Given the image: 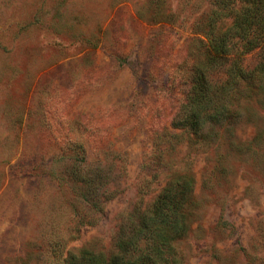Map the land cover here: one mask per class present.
<instances>
[{"label": "rangeland", "instance_id": "obj_1", "mask_svg": "<svg viewBox=\"0 0 264 264\" xmlns=\"http://www.w3.org/2000/svg\"><path fill=\"white\" fill-rule=\"evenodd\" d=\"M211 7L0 0V264L109 256L120 229L186 173L182 264H264V74L239 81L235 119L171 125L190 81L188 64L176 68ZM259 59L256 49L242 64Z\"/></svg>", "mask_w": 264, "mask_h": 264}, {"label": "trees", "instance_id": "obj_2", "mask_svg": "<svg viewBox=\"0 0 264 264\" xmlns=\"http://www.w3.org/2000/svg\"><path fill=\"white\" fill-rule=\"evenodd\" d=\"M209 1L211 9L193 22L186 60L176 68L188 64L190 81L171 125L195 132L207 123L235 119L239 81L264 74V0ZM256 49L260 59L251 71L243 66V57ZM222 69L224 78L215 80L212 74ZM192 196V175L170 180L137 222L120 229L111 255L85 248L69 252L64 264H182L176 240L187 231Z\"/></svg>", "mask_w": 264, "mask_h": 264}]
</instances>
